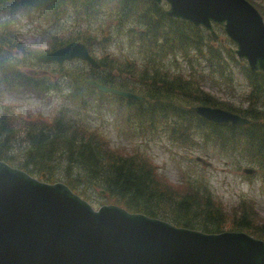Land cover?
<instances>
[{
	"label": "trees",
	"instance_id": "trees-1",
	"mask_svg": "<svg viewBox=\"0 0 264 264\" xmlns=\"http://www.w3.org/2000/svg\"><path fill=\"white\" fill-rule=\"evenodd\" d=\"M105 7L111 8V11H106L109 12L111 23L116 24L112 36L117 37L119 47L123 41L130 43L135 51L133 59L129 56L120 59L113 52H108L111 36L102 34L93 42L87 33L84 36L78 34L68 41L48 34L50 43L47 52L58 50L72 41L81 42L87 46L100 68H92L83 62L85 73L75 75V72L69 73L65 69L67 64L74 65L77 60L62 66L57 64V73L61 76L55 82L47 81L44 75L39 76V72L36 76L26 74L27 71L33 74L42 65L36 59L38 53L22 40L16 21L29 18L34 10L43 17L52 14L60 19L72 9L78 12L96 11L100 15L105 12H102ZM259 12L264 16L261 9ZM128 23L134 24L123 36V28ZM217 43L203 28L170 18L158 4L148 1L0 0V95L3 92L1 88H32L34 91L62 95L68 91L75 101L86 107L87 102L82 97L84 90H89L91 96L110 95L87 85V81L93 80L144 97V102H135L110 95L126 102L129 111L124 112V115L128 114V126L129 120L135 118L138 129H151V133L157 136L166 134L169 142L179 148L195 146V138L198 137L206 146H214L222 154L235 156L240 153L251 165L264 172V73L252 72L245 61L239 60L245 64L242 72L250 88L246 108L230 103L228 107H220L219 102L214 104L207 97L201 99L205 106L221 108L251 121L246 126H233L208 122L199 117L192 110L193 107L190 108L199 100L190 92L192 85L199 88L197 80L190 82L179 76L167 78L163 72L166 66L171 67V61L177 64L179 59H183L190 64L191 69L198 65L210 70V73H219L222 79L229 78L230 74L225 71L226 59L222 45ZM192 53L197 55L193 56ZM226 54L232 61H237L230 50ZM126 78L129 79L126 81ZM4 105L5 112L0 117V161L17 166L32 176H46L50 184L62 181L73 192L81 190V195H86L83 193L86 188L100 189L115 205L131 213L164 220L176 227L206 234L245 232L264 241L261 239L263 228L260 227L262 231L254 228L245 218L247 209H250L245 203L240 205L241 208L228 211L213 198L210 188L198 179L188 180L185 187L179 190L160 177L158 168L149 156L115 150L103 132L83 125L77 120L79 115H71V110L68 112L66 107L58 109L53 119L20 115L28 147L26 160L17 162L10 151L11 144L19 141V133L7 125L16 111L13 105ZM153 111L159 112V116L153 115ZM161 125L165 132L159 131ZM61 167H64L65 174L58 180L56 173ZM261 177L264 182V173ZM251 204L254 205L253 202ZM250 214L253 216L251 222L258 217L252 212Z\"/></svg>",
	"mask_w": 264,
	"mask_h": 264
},
{
	"label": "water",
	"instance_id": "water-1",
	"mask_svg": "<svg viewBox=\"0 0 264 264\" xmlns=\"http://www.w3.org/2000/svg\"><path fill=\"white\" fill-rule=\"evenodd\" d=\"M143 1L166 2L168 17L203 27L216 39L213 25L223 28L236 46L231 52L252 72L264 73V19L247 0ZM75 60L100 68L87 46L76 41L37 57L39 63L59 66ZM87 85L103 94L143 100L93 80ZM192 109L214 124L251 123L221 108ZM195 160L213 166L202 157ZM0 264H264V241L245 232L206 234L176 227L115 204L95 209L66 184L40 181L0 161Z\"/></svg>",
	"mask_w": 264,
	"mask_h": 264
},
{
	"label": "rangeland",
	"instance_id": "rangeland-1",
	"mask_svg": "<svg viewBox=\"0 0 264 264\" xmlns=\"http://www.w3.org/2000/svg\"><path fill=\"white\" fill-rule=\"evenodd\" d=\"M249 1L264 13V0ZM159 6L164 10L168 9L166 2ZM106 10L111 11V8L105 7L102 11L105 12L100 15L96 14V11L78 12L77 9H72L67 14L68 16H63L60 19L53 17L52 14H47V16L43 17L40 12L34 10L29 18H22L16 21V24L22 40L31 46L38 53V56L49 53L47 52L50 43L48 34L68 41L76 38L78 34L87 33V36L93 42L101 37L102 34L111 36L112 41L108 47V52H113V55L120 57V59L127 56L133 59L135 51L130 47V43L126 44L123 41L120 45L121 47H119L117 37L115 35V37L112 36L115 33L116 24L114 22L113 24L111 23L109 12ZM133 24L128 23L125 25L122 31L123 36ZM217 32L220 35V40H222L218 41L217 44L222 45L226 59L225 71L230 74L229 78L222 79L219 77V73H210V70L203 69L202 66L198 65L191 69L190 64L183 59H179L177 64L171 61V67L166 66L165 70L169 71L171 78L179 76L185 80H190V82L193 80L194 82H199V88L192 85L190 90L191 94L199 99L190 105V108L203 105L201 100L203 97H207L214 104L219 102V104L223 105H220V107H228L230 103L236 107L246 108L248 106L247 98L250 88L248 80L242 72V66L245 64L241 63L240 61L242 60L239 61L237 57V61H232L229 58L226 51L236 49V46L223 31L217 30ZM89 39L88 41L91 42ZM192 55L196 56L197 54L192 53ZM39 65L42 66H39L38 70H34L33 74L31 71H27L26 74L28 76H36V73L39 72L41 74L39 76L44 75L47 81L50 82H55L57 78H60L61 74L57 73V64ZM203 66H205L204 63ZM84 68L82 61H76L74 65L67 64L65 70L69 73L75 72V75H81L85 73ZM52 72L56 74H52ZM128 79L126 78V81ZM66 81L70 84L68 79ZM1 90L3 92L0 95V117L5 112L4 103L11 107L14 106L13 108L16 111V114H13L14 118L7 125L12 130L15 128L16 132L19 133V135L17 134L19 141L17 140L11 144L12 149L10 151L11 156L17 162L26 160V149L28 147V139H26V134H24V123L20 119V115L45 116L53 119L58 109L66 107L68 112L71 110L69 112L72 113L71 115H79L77 120L83 125H88L91 129L103 132L115 150L119 149L129 154L139 152L149 156L151 162L158 168L160 177L162 179L165 178L166 180H164L167 182H171L179 190H181V187H185L188 180L198 179L199 182L210 188L213 198L223 204L228 211L232 212L233 208H241L240 205L245 203L246 207L250 208L247 209L248 213L245 218L248 219V222L254 228H259L260 230L263 228L264 231V182L261 177L264 172L251 165L240 153L235 156L222 154L214 146H206L198 137L195 138V146L175 147L173 143L169 142L166 134L157 136L151 133V129L148 131L138 129L135 118L129 120L130 124L128 126L126 123L128 114L124 115V112L127 113L129 111L126 107V102L110 95L93 94L91 96L89 90H84L82 97L87 102V105L83 107L81 103L75 101V98L68 94V91L62 95L57 94V92L34 91L32 88H1ZM144 107L147 108L146 105ZM132 111L138 115L135 110ZM158 129L162 133L164 126L161 125ZM197 157L206 159L213 166L207 167L197 163L195 160ZM12 167L17 168V166L13 165ZM244 169H255L257 173L253 176H247L243 173ZM64 174V167H61L56 173V178L59 180ZM33 177L47 182L46 176L42 178L38 175H33ZM61 183L64 182L61 181ZM75 193L90 203L95 209H99L103 205L115 204L100 189H83V193H86V195H81V190ZM237 212L239 215L241 214V212ZM250 212L258 215L252 222L251 218L253 216H250ZM261 239H264V235Z\"/></svg>",
	"mask_w": 264,
	"mask_h": 264
},
{
	"label": "flooded vegetation",
	"instance_id": "flooded-vegetation-1",
	"mask_svg": "<svg viewBox=\"0 0 264 264\" xmlns=\"http://www.w3.org/2000/svg\"><path fill=\"white\" fill-rule=\"evenodd\" d=\"M248 2H250L249 0H248ZM164 3V2H163ZM162 3V4H163ZM251 3V2H250ZM161 4V5H162ZM257 10H258V12H259V8L257 7V6H255L253 3H251ZM159 5V4H158ZM168 7V6H167ZM165 12H166V10H165ZM260 13V12H259ZM261 14V13H260ZM262 16V15H261ZM262 17H264V16H262ZM264 19V18H263ZM214 26V30H215V32H217V30H220V31H223V29L221 28V27H219V26H217L216 24H214L213 25ZM203 28V27H202ZM204 29V28H203ZM205 30V29H204ZM207 31V30H206ZM210 35H211V33L209 32V31H207ZM224 32V31H223ZM217 34H218V38L216 39V38H214L212 35V38L214 39V40H217V41H222V40H220V35H219V33L217 32ZM230 51H231V49H230ZM234 55V54H233ZM163 72H165V74H166V77L167 78H171L170 76H169V71L168 70H164ZM143 97V96H142ZM144 98V97H143ZM145 101V99H143L142 101H140V102H144ZM177 105H179V104H177ZM181 106H186V105H181ZM180 106V107H181ZM182 107V108H183ZM152 108L153 109H156L154 106H152ZM158 109V108H157ZM153 115H156V116H159V112H157V111H153ZM162 131V130H161ZM162 132H165V128H164V131H162Z\"/></svg>",
	"mask_w": 264,
	"mask_h": 264
}]
</instances>
